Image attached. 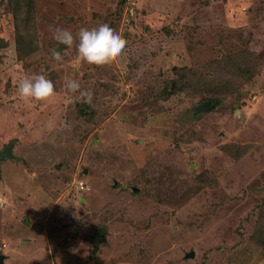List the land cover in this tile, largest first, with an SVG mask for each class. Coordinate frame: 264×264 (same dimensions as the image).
<instances>
[{
	"label": "rangeland",
	"instance_id": "obj_1",
	"mask_svg": "<svg viewBox=\"0 0 264 264\" xmlns=\"http://www.w3.org/2000/svg\"><path fill=\"white\" fill-rule=\"evenodd\" d=\"M101 24L127 46L98 67ZM39 74L57 96L21 98ZM7 147L3 264H264V0H0Z\"/></svg>",
	"mask_w": 264,
	"mask_h": 264
},
{
	"label": "clouds",
	"instance_id": "obj_2",
	"mask_svg": "<svg viewBox=\"0 0 264 264\" xmlns=\"http://www.w3.org/2000/svg\"><path fill=\"white\" fill-rule=\"evenodd\" d=\"M53 39L60 45L71 47L74 36L68 29L51 27ZM78 58L93 66H106L123 59L126 56L127 41L108 24H101L98 28H81L78 33ZM52 57L55 61H62L59 51L53 50ZM18 92L25 100L48 102L57 96L54 83L45 75H24L17 82ZM65 88L70 93L80 92L86 103H91V91L81 90L80 83L75 79H66Z\"/></svg>",
	"mask_w": 264,
	"mask_h": 264
},
{
	"label": "water",
	"instance_id": "obj_3",
	"mask_svg": "<svg viewBox=\"0 0 264 264\" xmlns=\"http://www.w3.org/2000/svg\"><path fill=\"white\" fill-rule=\"evenodd\" d=\"M207 107H208V103L205 102L203 105L198 106L196 109H206ZM10 151H11V147L4 148L3 150L0 151V162L3 159H5L6 157H8V156L10 157L11 156ZM99 238H100V236H99ZM99 238L97 237V240L95 241V244L98 243V239ZM4 259H5V256L0 254V264L4 263Z\"/></svg>",
	"mask_w": 264,
	"mask_h": 264
},
{
	"label": "trees",
	"instance_id": "obj_4",
	"mask_svg": "<svg viewBox=\"0 0 264 264\" xmlns=\"http://www.w3.org/2000/svg\"><path fill=\"white\" fill-rule=\"evenodd\" d=\"M210 102V106H213V104H214V101H209ZM96 232H98V233H102L103 232V230H97ZM103 234V233H102Z\"/></svg>",
	"mask_w": 264,
	"mask_h": 264
},
{
	"label": "built area",
	"instance_id": "obj_5",
	"mask_svg": "<svg viewBox=\"0 0 264 264\" xmlns=\"http://www.w3.org/2000/svg\"><path fill=\"white\" fill-rule=\"evenodd\" d=\"M78 183H79V185H80V188H83V187H84V183H83V181H79Z\"/></svg>",
	"mask_w": 264,
	"mask_h": 264
}]
</instances>
